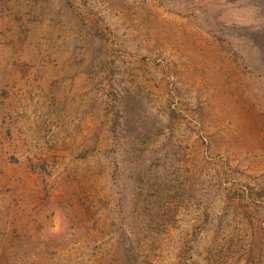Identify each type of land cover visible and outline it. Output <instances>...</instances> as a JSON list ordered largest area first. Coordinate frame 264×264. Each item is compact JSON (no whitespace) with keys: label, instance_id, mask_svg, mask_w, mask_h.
Instances as JSON below:
<instances>
[{"label":"rangeland","instance_id":"374dc122","mask_svg":"<svg viewBox=\"0 0 264 264\" xmlns=\"http://www.w3.org/2000/svg\"><path fill=\"white\" fill-rule=\"evenodd\" d=\"M0 264H264V0H0Z\"/></svg>","mask_w":264,"mask_h":264}]
</instances>
